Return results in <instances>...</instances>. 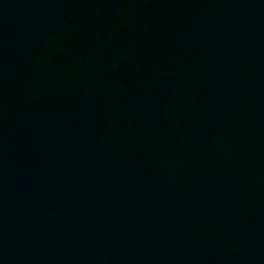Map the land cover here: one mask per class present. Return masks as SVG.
I'll return each mask as SVG.
<instances>
[{"label": "water", "instance_id": "1", "mask_svg": "<svg viewBox=\"0 0 264 264\" xmlns=\"http://www.w3.org/2000/svg\"><path fill=\"white\" fill-rule=\"evenodd\" d=\"M0 264H264V0H0Z\"/></svg>", "mask_w": 264, "mask_h": 264}]
</instances>
